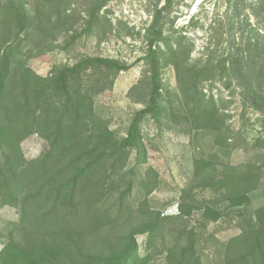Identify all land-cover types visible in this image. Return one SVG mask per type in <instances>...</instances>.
Here are the masks:
<instances>
[{"label":"trees","instance_id":"16d2710c","mask_svg":"<svg viewBox=\"0 0 264 264\" xmlns=\"http://www.w3.org/2000/svg\"><path fill=\"white\" fill-rule=\"evenodd\" d=\"M172 1L155 7L144 30L148 51L141 60L149 61L150 91L125 137L117 139L96 116L94 99L132 65L83 57L72 66H54L46 77L28 67L37 53L34 38L55 39L63 32L68 40L62 50H67L100 27L109 0H93L80 32L66 28L71 0H0V207L18 213L11 228L0 233V264H151L155 256H164L166 264H202L189 220L199 215L205 227L250 204L249 195L258 189V173L264 167V137L254 142L263 153L257 168L227 170L213 179L208 176L211 162L194 161L193 181L215 199L190 204L187 190L173 216L150 211L133 223L129 214L127 201L135 188L149 196L158 187L150 170L139 178L135 172L146 163L141 124L146 117H175L159 103L161 68L173 69L180 109L194 130L212 132L215 142L228 141L230 150L237 146L224 126L225 111L237 91L244 107L264 110L262 73L250 78L229 58L214 61L208 55L191 61L193 45L165 28ZM237 2L264 23V0ZM217 83L231 90L228 100L204 93V84L211 91ZM32 136L40 137L46 149L27 160L21 145ZM131 156L134 162L127 168ZM240 228L214 264H264V208ZM138 237L145 238L142 255ZM168 237L174 241L168 243Z\"/></svg>","mask_w":264,"mask_h":264},{"label":"rangeland","instance_id":"374dc122","mask_svg":"<svg viewBox=\"0 0 264 264\" xmlns=\"http://www.w3.org/2000/svg\"><path fill=\"white\" fill-rule=\"evenodd\" d=\"M70 18L66 28L80 32L84 28L86 12L93 0H71ZM165 0H109L104 10L105 18L98 29L88 37L62 50L68 34H58L55 39L34 38L37 45L28 67L37 75L46 77L54 66H72L83 57H101L118 60L132 67L115 78L109 91L94 99V112L102 119L115 138L125 137L134 114L144 108L151 86L149 61L141 60L148 49L144 41V30L151 22V13ZM169 30L178 32L192 44V62L208 55L216 61L229 58L232 64L241 66L251 76L264 75V23L254 19L237 0H173L171 13L165 20ZM54 40V41H53ZM237 62V63H236ZM228 67H231L227 65ZM161 98L159 103L171 112L155 120L146 117L141 124L142 140L146 148V163L135 170L137 177L150 170L158 187L149 196L135 188L127 201L133 223L148 216L149 212L173 216L177 213L183 191L188 190L186 201L197 206L212 200L214 194L201 190L193 181L194 161L203 159L211 162L208 176L219 179L224 171L244 172L262 164L263 153L255 147L257 138L264 137V110L259 113L244 107L240 93L234 96L227 107L225 128L229 127L237 148H228L226 140L215 142V134L200 129L194 130L192 123L180 109L175 73L171 67L160 69ZM204 93L214 98L228 100L230 91L219 83L210 91L203 85ZM257 89V88H256ZM232 144V143H231ZM27 160L40 156L46 143L38 136L26 139L21 145ZM131 156L127 168L132 167ZM259 187L249 195L250 204L245 208L228 211L216 223L203 227L199 215L189 220V228L195 230L197 250L202 264H214L221 259L222 246L241 232L247 217L259 208H264V167L259 170ZM18 220V213L9 207H0V233L11 228ZM120 228H116L117 234ZM174 235V234H173ZM144 237H138L142 247ZM172 237L167 242H173ZM151 264H166L164 256H155Z\"/></svg>","mask_w":264,"mask_h":264}]
</instances>
